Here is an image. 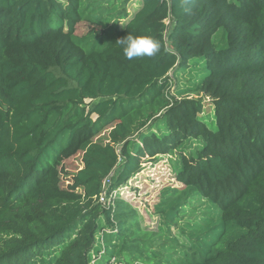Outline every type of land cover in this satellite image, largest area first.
<instances>
[{"label": "trees", "instance_id": "obj_1", "mask_svg": "<svg viewBox=\"0 0 264 264\" xmlns=\"http://www.w3.org/2000/svg\"><path fill=\"white\" fill-rule=\"evenodd\" d=\"M158 156L151 229L123 193ZM0 264H264V0H0Z\"/></svg>", "mask_w": 264, "mask_h": 264}, {"label": "rangeland", "instance_id": "obj_2", "mask_svg": "<svg viewBox=\"0 0 264 264\" xmlns=\"http://www.w3.org/2000/svg\"><path fill=\"white\" fill-rule=\"evenodd\" d=\"M133 8H135V5ZM92 29H94L93 25L81 23L77 27V35H86ZM205 104L204 115L212 116L211 101L207 99ZM109 132L110 129L104 131L98 139H106ZM82 157V153H78L56 166V173L62 188H68L73 182L75 173L83 167ZM172 166V160L168 156H158L155 161H146L143 164L142 171L136 174L131 179L128 187L124 189L125 199L139 210L145 227L154 229L157 226L158 221L154 216V204L158 201L160 191L170 185L182 186L176 182ZM109 184L110 182H108L106 188Z\"/></svg>", "mask_w": 264, "mask_h": 264}, {"label": "clouds", "instance_id": "obj_3", "mask_svg": "<svg viewBox=\"0 0 264 264\" xmlns=\"http://www.w3.org/2000/svg\"><path fill=\"white\" fill-rule=\"evenodd\" d=\"M122 46L123 55L131 60L136 57H154L160 52V42L150 36H134L128 34L116 41Z\"/></svg>", "mask_w": 264, "mask_h": 264}, {"label": "built area", "instance_id": "obj_4", "mask_svg": "<svg viewBox=\"0 0 264 264\" xmlns=\"http://www.w3.org/2000/svg\"><path fill=\"white\" fill-rule=\"evenodd\" d=\"M110 182V180H106L104 183V190H107L106 186ZM100 203L105 205H110L111 204V199L107 196V192H104L101 197H100Z\"/></svg>", "mask_w": 264, "mask_h": 264}]
</instances>
